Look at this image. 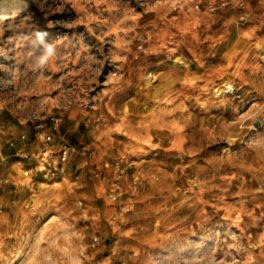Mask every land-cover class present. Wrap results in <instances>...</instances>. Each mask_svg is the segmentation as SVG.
Masks as SVG:
<instances>
[{
	"label": "rangeland",
	"instance_id": "1",
	"mask_svg": "<svg viewBox=\"0 0 264 264\" xmlns=\"http://www.w3.org/2000/svg\"><path fill=\"white\" fill-rule=\"evenodd\" d=\"M128 88L164 131L70 170ZM260 119L264 0H0V264H264Z\"/></svg>",
	"mask_w": 264,
	"mask_h": 264
},
{
	"label": "crops",
	"instance_id": "2",
	"mask_svg": "<svg viewBox=\"0 0 264 264\" xmlns=\"http://www.w3.org/2000/svg\"><path fill=\"white\" fill-rule=\"evenodd\" d=\"M166 70H170L169 68H165ZM178 71V72H177ZM177 76L176 79H179L181 77V71L177 70ZM179 75V76H178ZM172 84H170L171 86ZM169 86V87H170ZM174 86H171V89L174 90ZM132 91L128 88L127 92H123L121 94V99L118 101V105L115 107L107 106L104 108L106 114H109L110 118L116 119L113 121L116 130L114 132H111L112 135H109L106 131L100 130L98 131H89V140L97 139L99 141H103L104 143H111L110 147H108L110 150L112 148H119V143H145L150 139V136L157 134L158 132L164 131L165 125L167 126L168 123L167 118L164 117L163 112H155V111H146L144 105H137V102L131 103L130 106L124 101V96H131ZM141 97V95L139 96ZM133 99V98H132ZM139 99V98H138ZM128 106L132 110L131 115L124 114L125 107ZM64 129L69 130L70 127L66 123H64ZM74 134H72V140L75 138L76 141H80V150H82V153H80L76 158L72 161V166L70 170H117L116 167L113 164L112 159L113 151L104 154L102 157L93 156L90 159V162L88 158L85 156L86 154V148L83 145H86L85 140H79L77 139L78 135L80 134L79 128H76L73 130ZM148 139V140H147ZM45 155L42 156V159L39 161V165L32 167L33 170H36L37 177H41L44 174L48 176L49 170L52 172L53 177L57 175V166L58 162L54 160V158H50L47 153H44ZM22 162L20 160L14 162L13 166L8 170V176L10 177V180L12 182L22 183L29 185L30 180H27V178L22 177V168H21ZM96 165V169H94V166ZM29 166V165H27ZM53 170V171H52ZM138 170H140L138 168ZM144 170V169H143ZM154 174H157L155 170H153ZM50 174V173H49ZM72 174V173H71ZM71 174L65 179L70 180L72 178ZM83 174L80 173L79 179L83 178Z\"/></svg>",
	"mask_w": 264,
	"mask_h": 264
},
{
	"label": "built area",
	"instance_id": "3",
	"mask_svg": "<svg viewBox=\"0 0 264 264\" xmlns=\"http://www.w3.org/2000/svg\"><path fill=\"white\" fill-rule=\"evenodd\" d=\"M49 140H51L52 138L49 136L48 137ZM72 148L68 145L64 146V148L62 150H60V158H61V161H66L67 158H68V153L69 151L71 150ZM26 175L29 174V172H25ZM0 212H2V208H0Z\"/></svg>",
	"mask_w": 264,
	"mask_h": 264
},
{
	"label": "water",
	"instance_id": "4",
	"mask_svg": "<svg viewBox=\"0 0 264 264\" xmlns=\"http://www.w3.org/2000/svg\"><path fill=\"white\" fill-rule=\"evenodd\" d=\"M263 122H264V119H260L258 121L255 122V126L258 128V129H261L264 125H263Z\"/></svg>",
	"mask_w": 264,
	"mask_h": 264
}]
</instances>
